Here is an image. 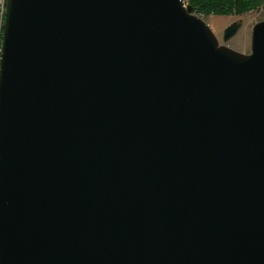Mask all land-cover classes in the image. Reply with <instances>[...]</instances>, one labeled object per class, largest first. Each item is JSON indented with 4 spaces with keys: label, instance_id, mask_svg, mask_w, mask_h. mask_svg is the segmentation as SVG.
I'll use <instances>...</instances> for the list:
<instances>
[{
    "label": "water",
    "instance_id": "water-1",
    "mask_svg": "<svg viewBox=\"0 0 264 264\" xmlns=\"http://www.w3.org/2000/svg\"><path fill=\"white\" fill-rule=\"evenodd\" d=\"M201 16L6 0L0 264H264V19Z\"/></svg>",
    "mask_w": 264,
    "mask_h": 264
},
{
    "label": "rangeland",
    "instance_id": "rangeland-1",
    "mask_svg": "<svg viewBox=\"0 0 264 264\" xmlns=\"http://www.w3.org/2000/svg\"><path fill=\"white\" fill-rule=\"evenodd\" d=\"M201 17L212 29L220 44H225L242 53H249L252 27L256 22L264 19V9L260 6L241 15H202ZM236 20L242 21L241 27L233 37L223 42V29Z\"/></svg>",
    "mask_w": 264,
    "mask_h": 264
},
{
    "label": "trees",
    "instance_id": "trees-1",
    "mask_svg": "<svg viewBox=\"0 0 264 264\" xmlns=\"http://www.w3.org/2000/svg\"><path fill=\"white\" fill-rule=\"evenodd\" d=\"M197 13L208 15H241L262 7L264 0H188ZM4 13L0 14V41L2 39Z\"/></svg>",
    "mask_w": 264,
    "mask_h": 264
},
{
    "label": "built area",
    "instance_id": "built-area-1",
    "mask_svg": "<svg viewBox=\"0 0 264 264\" xmlns=\"http://www.w3.org/2000/svg\"><path fill=\"white\" fill-rule=\"evenodd\" d=\"M183 6L188 5V0H182ZM5 3L6 0H0V14H3L5 12ZM0 49H1V41H0Z\"/></svg>",
    "mask_w": 264,
    "mask_h": 264
}]
</instances>
